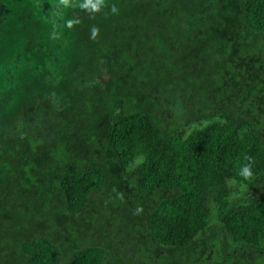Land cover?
Instances as JSON below:
<instances>
[{"label":"trees","instance_id":"16d2710c","mask_svg":"<svg viewBox=\"0 0 264 264\" xmlns=\"http://www.w3.org/2000/svg\"><path fill=\"white\" fill-rule=\"evenodd\" d=\"M88 2L0 0V264L264 260V0Z\"/></svg>","mask_w":264,"mask_h":264},{"label":"clouds","instance_id":"9594fccd","mask_svg":"<svg viewBox=\"0 0 264 264\" xmlns=\"http://www.w3.org/2000/svg\"><path fill=\"white\" fill-rule=\"evenodd\" d=\"M101 3H102V0H97L96 3H92L91 0H89V2L84 5V7H91L93 10H98L99 7L101 6ZM112 11L113 12L116 11L115 7H113ZM69 26H71V22L69 23ZM96 34H97V29L94 28L92 30L93 37H95ZM245 159L250 161L251 158L246 156ZM252 175H253V172H252L251 163L242 164L237 172V176H239L243 180L250 179Z\"/></svg>","mask_w":264,"mask_h":264},{"label":"rangeland","instance_id":"374dc122","mask_svg":"<svg viewBox=\"0 0 264 264\" xmlns=\"http://www.w3.org/2000/svg\"><path fill=\"white\" fill-rule=\"evenodd\" d=\"M246 190H247V188H245V187H243L242 185H238L237 186V192L234 194V197H233V203H237V202H239L242 198H243V196L245 195V193H246ZM211 224H214V225H216L217 224V222L215 221V219H212V222H211ZM230 248H234V249H237V248H235V247H240V246H238V245H232V244H230V246H229ZM241 249H244V248H241ZM229 251H231V250H229ZM232 252V251H231ZM263 259H262V257L260 256V254L259 255H257V256H253V257H251V262H252V264H264L263 263Z\"/></svg>","mask_w":264,"mask_h":264},{"label":"flooded vegetation","instance_id":"af4514ba","mask_svg":"<svg viewBox=\"0 0 264 264\" xmlns=\"http://www.w3.org/2000/svg\"><path fill=\"white\" fill-rule=\"evenodd\" d=\"M245 249V248H244ZM244 249H241V248H238V249H234V248H232V252H234L235 251V253L237 254V256H239V257H244V256H246L245 257V259H247L248 260V256H249V250L247 251V252H245V250Z\"/></svg>","mask_w":264,"mask_h":264}]
</instances>
